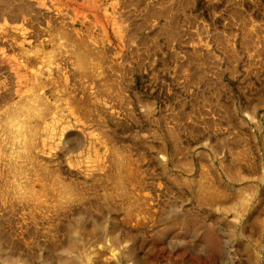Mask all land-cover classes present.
<instances>
[{
  "label": "rangeland",
  "instance_id": "374dc122",
  "mask_svg": "<svg viewBox=\"0 0 264 264\" xmlns=\"http://www.w3.org/2000/svg\"><path fill=\"white\" fill-rule=\"evenodd\" d=\"M77 40L104 58L89 72ZM31 93L36 163L4 127ZM62 249L264 264V0H0V264Z\"/></svg>",
  "mask_w": 264,
  "mask_h": 264
},
{
  "label": "bare ground",
  "instance_id": "6f19581e",
  "mask_svg": "<svg viewBox=\"0 0 264 264\" xmlns=\"http://www.w3.org/2000/svg\"><path fill=\"white\" fill-rule=\"evenodd\" d=\"M66 35L68 36L69 34L66 33ZM72 54L76 59V66L82 72L90 71V63L93 57L97 56L99 60L104 59L102 55L99 56V54L93 52L84 40L76 41ZM9 107L4 117V127L13 131L14 138L21 144L23 154L33 163H36L37 158L33 153L37 146L40 120L46 115L48 110L47 102L39 94L31 93L24 96L16 105ZM12 166L18 173L22 172V168L17 162H13ZM40 168L44 174H47V170L44 167L40 166ZM42 177L43 175H39V178L42 179ZM55 182L58 183L57 180ZM116 183L119 186L122 185L118 178ZM54 191L60 196L59 201H67L75 195V189L71 186L58 185V189L54 187ZM28 192L32 193L31 190ZM210 195L211 197H216L214 192ZM21 196L26 197V194L22 193Z\"/></svg>",
  "mask_w": 264,
  "mask_h": 264
},
{
  "label": "clouds",
  "instance_id": "9594fccd",
  "mask_svg": "<svg viewBox=\"0 0 264 264\" xmlns=\"http://www.w3.org/2000/svg\"><path fill=\"white\" fill-rule=\"evenodd\" d=\"M59 255L64 258L62 264H73L74 254L70 249H62Z\"/></svg>",
  "mask_w": 264,
  "mask_h": 264
}]
</instances>
